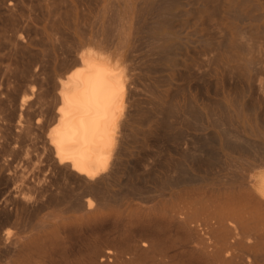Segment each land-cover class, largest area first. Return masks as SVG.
Instances as JSON below:
<instances>
[{
	"label": "bare ground",
	"instance_id": "obj_1",
	"mask_svg": "<svg viewBox=\"0 0 264 264\" xmlns=\"http://www.w3.org/2000/svg\"><path fill=\"white\" fill-rule=\"evenodd\" d=\"M0 264H264V0H0Z\"/></svg>",
	"mask_w": 264,
	"mask_h": 264
}]
</instances>
